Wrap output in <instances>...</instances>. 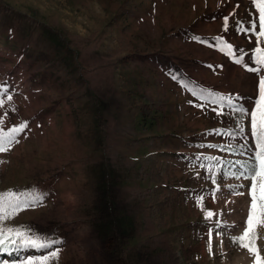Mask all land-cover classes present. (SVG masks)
<instances>
[{
	"label": "rangeland",
	"instance_id": "rangeland-1",
	"mask_svg": "<svg viewBox=\"0 0 264 264\" xmlns=\"http://www.w3.org/2000/svg\"><path fill=\"white\" fill-rule=\"evenodd\" d=\"M258 16L252 0H0V130L27 124L0 153V193L44 197L0 226L59 241L0 262L59 248L49 264H253L231 240L249 205L233 186L250 181L229 173L248 153L213 147L245 143L213 131L236 116L172 76L250 109L264 70L238 25Z\"/></svg>",
	"mask_w": 264,
	"mask_h": 264
},
{
	"label": "snow or ice",
	"instance_id": "snow-or-ice-1",
	"mask_svg": "<svg viewBox=\"0 0 264 264\" xmlns=\"http://www.w3.org/2000/svg\"><path fill=\"white\" fill-rule=\"evenodd\" d=\"M259 16L258 20H251L248 26L239 24L238 27L248 35L254 34L256 37L257 47L255 48L256 63L259 67L249 69L257 73L264 70V48H261V38H264V0H252ZM224 28L229 29L228 17H224ZM193 39L201 40L200 37ZM218 44L223 43L222 37H214ZM229 53L232 46L227 45ZM223 51L224 49L221 48ZM241 63V59L236 60ZM174 81L180 82L185 90L190 91L192 95L201 103L196 104V107H205L209 104L216 105L220 111L218 115H224V110L227 109L230 114H235L236 127L234 129H215V134L227 136L232 139H241L245 143L233 146L232 144H220L213 147H219L228 151L239 150L241 154L248 153V158L245 160H237L233 167L235 171L229 174L238 180L250 181L248 185L240 184L233 186L234 188L247 187V195L249 197L248 212L245 221V227L239 236L231 237L232 243L237 244L249 252L253 257V264H264V257L261 256L257 246L258 228L264 226V75H260L258 79V93L252 100L251 108L244 106H236L232 96H225L219 93L211 92L207 89L191 87V82L187 79L180 80L179 77L173 75ZM0 91H4L0 89ZM12 99L11 96L8 97ZM3 101H0L2 104ZM192 103V101H189ZM217 108H213L216 111ZM249 117L248 128L246 129L240 121L245 117ZM27 127L26 123H21L18 126L8 129L7 131L0 130V153L8 151L14 143H17L16 137L22 133ZM251 140L254 147L249 148L247 143ZM207 159V158H206ZM212 159H215L213 157ZM215 182V181H214ZM243 195V192L235 193ZM215 195V194H214ZM43 195H34L32 193L6 191L0 193V225L3 222L13 218L18 212L29 207H35L43 202ZM203 197H197L198 206L203 207ZM213 216L212 211L205 212V218L210 219ZM219 235V233H217ZM55 239H46L34 235L30 230L24 227H4L0 226V252L9 250L19 251L21 249L47 250L58 244ZM209 252H212V230H209ZM59 248L47 251L44 255L27 256L25 259L19 260L18 264H49L59 256ZM0 264H8V261H2Z\"/></svg>",
	"mask_w": 264,
	"mask_h": 264
},
{
	"label": "trees",
	"instance_id": "trees-1",
	"mask_svg": "<svg viewBox=\"0 0 264 264\" xmlns=\"http://www.w3.org/2000/svg\"><path fill=\"white\" fill-rule=\"evenodd\" d=\"M9 251H12V250H9Z\"/></svg>",
	"mask_w": 264,
	"mask_h": 264
}]
</instances>
